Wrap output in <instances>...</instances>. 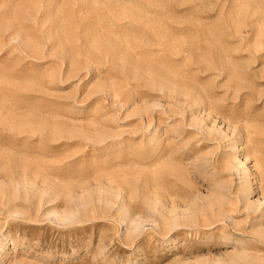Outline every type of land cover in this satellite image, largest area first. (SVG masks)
I'll return each instance as SVG.
<instances>
[{
    "label": "rangeland",
    "instance_id": "obj_1",
    "mask_svg": "<svg viewBox=\"0 0 264 264\" xmlns=\"http://www.w3.org/2000/svg\"><path fill=\"white\" fill-rule=\"evenodd\" d=\"M0 264H264V0H0Z\"/></svg>",
    "mask_w": 264,
    "mask_h": 264
}]
</instances>
